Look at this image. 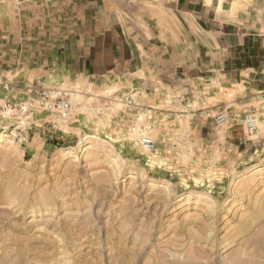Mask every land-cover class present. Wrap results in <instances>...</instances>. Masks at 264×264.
<instances>
[{
    "label": "rangeland",
    "instance_id": "obj_1",
    "mask_svg": "<svg viewBox=\"0 0 264 264\" xmlns=\"http://www.w3.org/2000/svg\"><path fill=\"white\" fill-rule=\"evenodd\" d=\"M0 264H264V0H0Z\"/></svg>",
    "mask_w": 264,
    "mask_h": 264
},
{
    "label": "crops",
    "instance_id": "obj_2",
    "mask_svg": "<svg viewBox=\"0 0 264 264\" xmlns=\"http://www.w3.org/2000/svg\"><path fill=\"white\" fill-rule=\"evenodd\" d=\"M91 40L84 43L81 50L78 53V57L81 58L83 65L85 66V72L93 73L95 66L99 64L102 70L106 64L116 62L120 58V43L114 39L113 34L110 32L107 34L97 33L90 38ZM79 61V60H78Z\"/></svg>",
    "mask_w": 264,
    "mask_h": 264
},
{
    "label": "built area",
    "instance_id": "obj_3",
    "mask_svg": "<svg viewBox=\"0 0 264 264\" xmlns=\"http://www.w3.org/2000/svg\"><path fill=\"white\" fill-rule=\"evenodd\" d=\"M142 143L145 145V146H147V147H152V141H151V139H149V138H142Z\"/></svg>",
    "mask_w": 264,
    "mask_h": 264
}]
</instances>
